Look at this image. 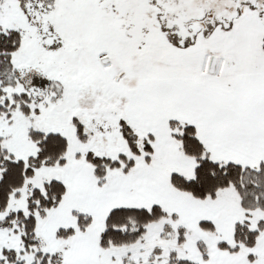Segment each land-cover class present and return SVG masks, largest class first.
I'll return each instance as SVG.
<instances>
[{
	"label": "snow or ice",
	"instance_id": "snow-or-ice-1",
	"mask_svg": "<svg viewBox=\"0 0 264 264\" xmlns=\"http://www.w3.org/2000/svg\"><path fill=\"white\" fill-rule=\"evenodd\" d=\"M0 264H264V0H0Z\"/></svg>",
	"mask_w": 264,
	"mask_h": 264
}]
</instances>
